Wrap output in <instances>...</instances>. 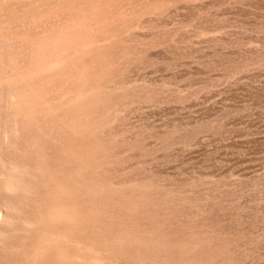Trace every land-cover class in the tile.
Listing matches in <instances>:
<instances>
[{
	"label": "rangeland",
	"instance_id": "obj_1",
	"mask_svg": "<svg viewBox=\"0 0 264 264\" xmlns=\"http://www.w3.org/2000/svg\"><path fill=\"white\" fill-rule=\"evenodd\" d=\"M0 264H264V0H0Z\"/></svg>",
	"mask_w": 264,
	"mask_h": 264
}]
</instances>
